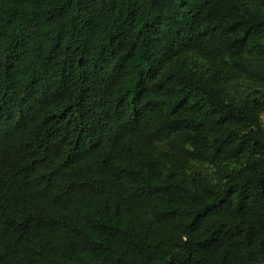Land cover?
<instances>
[{"label": "trees", "instance_id": "obj_1", "mask_svg": "<svg viewBox=\"0 0 264 264\" xmlns=\"http://www.w3.org/2000/svg\"><path fill=\"white\" fill-rule=\"evenodd\" d=\"M264 0H0V264H264Z\"/></svg>", "mask_w": 264, "mask_h": 264}, {"label": "rangeland", "instance_id": "obj_2", "mask_svg": "<svg viewBox=\"0 0 264 264\" xmlns=\"http://www.w3.org/2000/svg\"><path fill=\"white\" fill-rule=\"evenodd\" d=\"M263 121H264V116H263Z\"/></svg>", "mask_w": 264, "mask_h": 264}]
</instances>
